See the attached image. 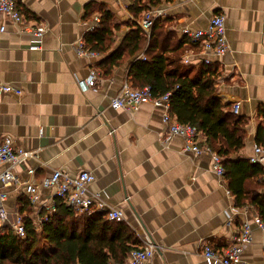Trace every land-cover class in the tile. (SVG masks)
I'll return each mask as SVG.
<instances>
[{"label": "crops", "instance_id": "crops-1", "mask_svg": "<svg viewBox=\"0 0 264 264\" xmlns=\"http://www.w3.org/2000/svg\"><path fill=\"white\" fill-rule=\"evenodd\" d=\"M18 1L25 18L45 26L46 33L40 48L33 49L34 37L5 20L6 31L0 32V83L15 85L22 94H0V137H11L18 146L37 153V159L23 162L15 172L22 182L39 188L40 201L30 203L27 184L9 189V223L18 211L39 220L53 192L41 182L54 170L71 177L90 171L95 175L90 191L101 192L108 207L123 211L124 223L140 244L148 237L158 246L144 264H207L206 245L218 252L230 247L243 218L232 216L236 197L228 194V181L213 170L212 158L186 151L181 137L168 138L163 108L150 103L133 112L111 107V99L128 78L131 59L102 75L97 69L102 57L76 52V44L99 15L88 11L91 4L115 14L121 24L117 46L130 29L127 22L137 24L145 12L134 16L130 9L134 0ZM154 7L170 20L167 31L173 40L185 38L181 28L206 29L213 16H224L229 51L212 60L219 70L216 96L231 106L226 111L230 122L246 118L245 146L234 159H249L262 121L258 110L264 106V0H162L150 9ZM184 48V59L189 56L190 62L207 57L196 44ZM94 69L100 73L97 88L83 91L79 82ZM238 103L236 115L233 107ZM201 140L206 142L203 134ZM260 190L264 193V186ZM251 226L253 241L241 261L264 264V230L253 222Z\"/></svg>", "mask_w": 264, "mask_h": 264}, {"label": "trees", "instance_id": "trees-1", "mask_svg": "<svg viewBox=\"0 0 264 264\" xmlns=\"http://www.w3.org/2000/svg\"><path fill=\"white\" fill-rule=\"evenodd\" d=\"M161 1L134 0L130 9L138 17ZM19 3L17 0L18 9ZM88 11H98L101 18L99 26L84 37L86 47L102 57L97 64L101 74L108 75L131 59L128 78L135 89L149 86L155 97L170 93L172 115L180 123L196 126L206 138L204 144L223 158L225 178L237 206H250L264 221V193L260 190L264 166L247 158L234 159L245 146L247 121L237 117L230 122L226 111L231 106L217 98V63H186L184 47L191 41L188 37L173 40L167 31L169 19L158 18L149 35L138 24L127 22L130 29L117 46L116 32L121 24L115 14L97 3L88 6ZM258 116L262 121L257 142L261 143L264 106ZM56 206L41 230L33 219L25 217L24 237L7 226L0 231V264H124L139 247L135 232L124 222L108 220L105 212L78 213L62 201Z\"/></svg>", "mask_w": 264, "mask_h": 264}, {"label": "built area", "instance_id": "built-area-1", "mask_svg": "<svg viewBox=\"0 0 264 264\" xmlns=\"http://www.w3.org/2000/svg\"><path fill=\"white\" fill-rule=\"evenodd\" d=\"M182 1L188 2L190 0ZM164 17V10L159 7H154L146 11L137 21V24L149 35L156 20ZM6 19L12 20L20 27L21 31L29 33L34 37L36 44L33 46V49L40 48L42 39L46 33V28L40 24H31L17 8V0H0V32L6 31ZM100 21V16H95L89 25V31L97 28ZM181 33L185 37H188L192 44L198 45L207 55L204 59V62L207 64L213 62L212 60L214 58L223 57L229 51L225 18L222 15L213 16L210 20L209 27L206 29H191L185 27L181 28ZM76 52L82 57H100L99 53L86 47L85 39L76 44ZM189 58V56H185L184 60L186 63L190 62ZM99 77L100 73L95 69L92 70L88 78L79 82L81 89L83 91L88 89L96 90ZM4 93L21 95L22 90L12 84L0 83V94ZM170 95L168 93L161 97H155L151 87L146 86L142 89H135L132 82L127 78L118 95L111 99V107L133 112L137 111L142 104L150 103L153 106L163 108L162 120L168 128V138L181 137L184 139L186 151L193 152L197 156L202 154L209 155L213 160V170L219 177L226 179L225 170L222 165L223 158L207 144L202 142V133L198 128L192 124L180 123L172 115L170 111ZM240 108L241 105L239 103L235 104L233 113L238 115ZM37 158L36 152L28 151L18 146L13 138L0 137V224L10 226L17 235L22 237L25 236L26 232L24 224L25 215L20 211L16 212L12 226L9 225L10 215L6 205L8 192L11 188L18 190L24 184H27L26 194L28 195L30 203L36 204L40 201L39 188L33 182H22L15 172L16 167L23 162ZM249 159L253 163L264 165V139L261 143L257 142L254 145V154ZM35 172L36 170L32 169L30 174L34 175ZM94 180L95 175L90 171H83L78 176L71 177L62 170H54L50 176L45 177L41 185L44 188L52 189L53 192L51 203L44 207L42 216L36 222L37 229L41 230V224L47 220L48 215L56 212V203L58 201H62L78 213L101 211L105 212L106 218L110 221L124 222L125 215L122 210L108 207L101 192L90 191L89 186ZM228 194L233 195L231 191H228ZM40 209L42 210V207ZM232 216L234 218L242 216L243 218L239 234L236 236L234 243L223 252H218L210 245H206L203 251V257L207 264H243L241 261L242 253L253 241L251 222L264 230V221L250 206H235L232 209ZM158 249V246L150 238L146 237L141 239L140 246L131 252L124 264H144L156 255Z\"/></svg>", "mask_w": 264, "mask_h": 264}, {"label": "rangeland", "instance_id": "rangeland-1", "mask_svg": "<svg viewBox=\"0 0 264 264\" xmlns=\"http://www.w3.org/2000/svg\"><path fill=\"white\" fill-rule=\"evenodd\" d=\"M15 220V219H14ZM14 222V221H13ZM9 225H11L12 226V223H10ZM7 226V228H10V229H12L10 226H8V225H6ZM5 227V225L4 224H0V231L3 229ZM47 250L48 251H50V252H52V250L50 249V248H47Z\"/></svg>", "mask_w": 264, "mask_h": 264}]
</instances>
